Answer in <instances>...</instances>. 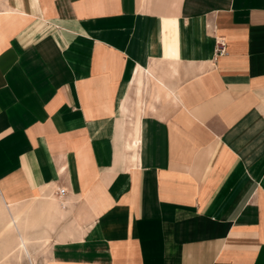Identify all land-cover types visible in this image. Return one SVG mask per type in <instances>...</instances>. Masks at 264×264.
Wrapping results in <instances>:
<instances>
[{
  "label": "crops",
  "instance_id": "crops-1",
  "mask_svg": "<svg viewBox=\"0 0 264 264\" xmlns=\"http://www.w3.org/2000/svg\"><path fill=\"white\" fill-rule=\"evenodd\" d=\"M0 264H264V0H3Z\"/></svg>",
  "mask_w": 264,
  "mask_h": 264
},
{
  "label": "built area",
  "instance_id": "built-area-1",
  "mask_svg": "<svg viewBox=\"0 0 264 264\" xmlns=\"http://www.w3.org/2000/svg\"><path fill=\"white\" fill-rule=\"evenodd\" d=\"M220 45L223 46V44L221 43ZM220 47L219 50H218V53H221L223 51V47ZM55 194L58 196V197H61L65 194V188L64 187H59L55 190Z\"/></svg>",
  "mask_w": 264,
  "mask_h": 264
},
{
  "label": "bare ground",
  "instance_id": "bare-ground-1",
  "mask_svg": "<svg viewBox=\"0 0 264 264\" xmlns=\"http://www.w3.org/2000/svg\"><path fill=\"white\" fill-rule=\"evenodd\" d=\"M139 95H141V94H139ZM23 247L25 248V244H24V239L22 238L21 241L18 242L17 254H20V253L24 252L23 251ZM25 250H26V248H25Z\"/></svg>",
  "mask_w": 264,
  "mask_h": 264
},
{
  "label": "rangeland",
  "instance_id": "rangeland-1",
  "mask_svg": "<svg viewBox=\"0 0 264 264\" xmlns=\"http://www.w3.org/2000/svg\"><path fill=\"white\" fill-rule=\"evenodd\" d=\"M3 5V0H0V7H2Z\"/></svg>",
  "mask_w": 264,
  "mask_h": 264
}]
</instances>
